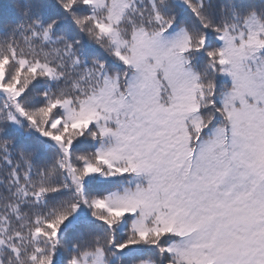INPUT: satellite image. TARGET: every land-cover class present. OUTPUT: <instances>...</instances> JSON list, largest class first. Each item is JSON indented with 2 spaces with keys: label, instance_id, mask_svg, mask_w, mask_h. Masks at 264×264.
I'll list each match as a JSON object with an SVG mask.
<instances>
[{
  "label": "snow or ice",
  "instance_id": "6c2138e0",
  "mask_svg": "<svg viewBox=\"0 0 264 264\" xmlns=\"http://www.w3.org/2000/svg\"><path fill=\"white\" fill-rule=\"evenodd\" d=\"M0 264H264V0L0 13Z\"/></svg>",
  "mask_w": 264,
  "mask_h": 264
},
{
  "label": "trees",
  "instance_id": "16d2710c",
  "mask_svg": "<svg viewBox=\"0 0 264 264\" xmlns=\"http://www.w3.org/2000/svg\"><path fill=\"white\" fill-rule=\"evenodd\" d=\"M254 2L259 3V0H254ZM16 0H0V13L10 12Z\"/></svg>",
  "mask_w": 264,
  "mask_h": 264
}]
</instances>
